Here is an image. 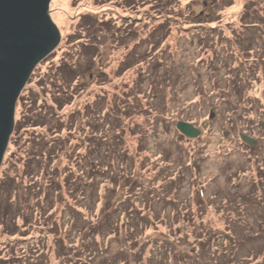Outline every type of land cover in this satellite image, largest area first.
Returning <instances> with one entry per match:
<instances>
[{
    "label": "rangeland",
    "instance_id": "obj_1",
    "mask_svg": "<svg viewBox=\"0 0 264 264\" xmlns=\"http://www.w3.org/2000/svg\"><path fill=\"white\" fill-rule=\"evenodd\" d=\"M144 1H52L61 43L21 93L0 169V258L264 264V0Z\"/></svg>",
    "mask_w": 264,
    "mask_h": 264
},
{
    "label": "water",
    "instance_id": "obj_2",
    "mask_svg": "<svg viewBox=\"0 0 264 264\" xmlns=\"http://www.w3.org/2000/svg\"><path fill=\"white\" fill-rule=\"evenodd\" d=\"M52 1L0 0V169L15 130L21 93L35 69L61 43L60 30L50 15ZM177 129L192 139L201 135L190 123L179 122ZM240 137L251 147L258 144L246 134Z\"/></svg>",
    "mask_w": 264,
    "mask_h": 264
},
{
    "label": "trees",
    "instance_id": "obj_3",
    "mask_svg": "<svg viewBox=\"0 0 264 264\" xmlns=\"http://www.w3.org/2000/svg\"><path fill=\"white\" fill-rule=\"evenodd\" d=\"M110 1H113V0H110ZM116 1H119V0H116ZM122 1H124L125 3L124 4H128V3H130L131 2V4H133V5H135L136 7H137V5H139V4H142L143 5V3H145V1L144 0H141V1H143L142 3H139L140 2V0H122ZM161 3V2H160ZM220 3V2H219ZM137 4V5H136ZM163 4V3H162ZM129 5V4H128ZM130 6V5H129ZM132 6V5H131ZM135 6H132V7H135ZM217 6V5H216ZM246 11V13H252L250 10H245ZM96 14H93V13H86V14H84V15H82V19H83V22L85 23V24H92V22L93 21H95L94 20V18L96 17L95 16ZM253 15V14H252ZM252 15H250V16H252ZM253 16H256V13L253 15ZM213 21H210V24L209 23H207L208 25H209V27L210 28H215V26H212L211 25V23H212ZM199 25H202V26H199ZM128 27H131V25L129 24V25H127ZM196 26H198V27H201V29H206V27L207 26H205V24H202V22L200 21L199 22V24H196ZM246 26H249L248 24H246ZM200 29V28H199ZM167 29H165V27H164V25H161V24H159V26H156L153 30H152V33H156V35L155 36H152V37H149V41L152 43V45L153 46H155L158 42V40H160V38H162L161 36H165L166 35V33H167V31H166ZM134 31H135V29H134ZM134 31H128L127 33H125L124 32V36L126 37V38H129L130 36L132 37V39H134V38H136V36L137 35H135V32ZM204 33V32H203ZM118 35H120V32H118L117 33ZM155 39L153 42L151 41V39ZM256 38H259V35H258V37H256ZM136 39H134L133 40V43H131V46L128 48V52H129V50L130 51H133V49H135L136 48V46L138 45V44H141L140 42L139 43H136ZM140 41H141V39H140ZM236 44V43H235ZM84 51H83V55H85L86 56V59H91V58H93L92 56H93V54H94V48H93V46H91V45H87V46H85L84 47V49H83ZM127 52V54H126V56H125V59H124V61L122 60V62L119 64L120 66L124 63V62H126V59H127V57H128V53ZM232 52V51H231ZM57 70H59V73L60 74H62L63 76H64V79H65V82L66 83H68V82H70V81H74V80H76V75H77V72H78V65L77 64H74V65H70V64H68V62H62L61 64H59V67H57ZM21 97V96H20ZM20 101V98H19V100H18V102ZM17 102V103H18ZM85 107H87V106H85ZM84 107V109L82 110V111H85V108ZM93 112H95V110H94V106L92 107V109H91ZM75 111V110H74ZM113 111V114H115V112H114V110H112ZM75 113V112H74ZM39 119H41V118H39ZM42 120V119H41ZM41 120H38V122H32V124H35V125H32V126H34L35 128H42V126L43 125H45L43 122H41ZM25 125V122L23 123V122H17L16 124H15V130H20L21 129V125ZM174 200V199H173ZM5 211H3V212H5V215H6V213H7V210L6 209H4ZM204 240H206V239H204ZM209 240V239H208ZM19 243H21V244H23V242H19ZM204 243V245H202V247L204 248V252H205V254H207L208 252H209V243L208 242H203ZM231 243V242H230ZM234 243V246L236 247V246H238V245H240V243H242V242H233ZM244 243H250V242H244ZM56 245V249H58V253L59 254H61V253H63L62 251H60V249L58 248L59 246L61 247V249L63 250H65L66 248H67V245L66 244H63L62 242H59L58 244H55ZM14 248L16 247V246H13ZM14 248L12 249V250H14ZM17 249H19V248H17ZM17 249H16V251H17ZM65 253H66V251H65ZM67 254H70V251H68L67 252ZM28 257H26L25 255L23 256L22 254H17L16 252H14L13 251V253H12V255L9 257V258H7V259H3V258H0V264H27V261H29L28 262V264L29 263H32V264H41V262H44V263H46V264H50L47 260H43V261H41L40 259H32V258H30V257H33L34 255H36V250L34 249L33 251L31 250L30 252H27V254H26ZM63 255H64V253H63ZM36 257H37V255H36ZM38 257H40V254L38 255ZM66 257V259H67V261H66V263L67 264H76L75 263V261H74V259L73 258H71V259H73L72 261H69V259H68V257L69 256H65ZM65 259V260H66ZM78 259V258H77ZM198 262H195V261H191V260H189V263H187V264H197V263H199V259L197 260ZM182 263V262H181ZM80 264H82V263H80ZM109 264H115V261L113 260V262L112 263H109Z\"/></svg>",
    "mask_w": 264,
    "mask_h": 264
}]
</instances>
